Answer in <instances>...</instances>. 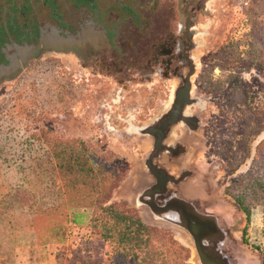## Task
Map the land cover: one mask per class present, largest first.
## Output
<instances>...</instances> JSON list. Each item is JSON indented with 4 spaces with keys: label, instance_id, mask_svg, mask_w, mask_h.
<instances>
[{
    "label": "rangeland",
    "instance_id": "obj_1",
    "mask_svg": "<svg viewBox=\"0 0 264 264\" xmlns=\"http://www.w3.org/2000/svg\"><path fill=\"white\" fill-rule=\"evenodd\" d=\"M94 1L100 8L111 0ZM133 1L149 7L150 0ZM174 1L159 0L173 6ZM192 1L190 68L183 64L180 75L157 69L148 76L142 64L139 70L132 65L136 53L129 21H113L111 26L116 32L125 30L123 47L115 37L111 46L94 53L91 47L102 46L86 43L82 23L88 14L55 3L59 14L65 18L70 12L74 23L83 27L80 36H68L60 47L48 46L11 77L0 79V264H103L107 244L92 239L83 245L84 230H71L60 244L56 234H50L58 223L57 206L68 194L88 201L107 196L147 227L167 231L187 250L188 263L199 264L187 233L168 217L156 216L140 196L154 179L144 166L152 138L138 130L152 126L166 112L187 75L191 104L184 115L189 123L172 126L164 150L152 159L179 181L168 183L153 202L162 205L176 199L210 216L222 235L219 251L231 264H260L254 248L264 253V198L250 210V217L257 216L251 227L227 201L240 200L248 208L250 158L264 137L263 132L248 145V91L256 93L264 78L258 65L248 63V36L264 37V0ZM37 9L45 15L43 8ZM42 21L39 25L46 32L51 24ZM78 39L76 56L67 50ZM6 73L0 69V76ZM75 153L91 168L97 165L99 192L83 186L65 192L57 167L69 157L73 161ZM118 168L121 176L106 190L109 172ZM53 204L48 213L41 211Z\"/></svg>",
    "mask_w": 264,
    "mask_h": 264
},
{
    "label": "flooded vegetation",
    "instance_id": "obj_2",
    "mask_svg": "<svg viewBox=\"0 0 264 264\" xmlns=\"http://www.w3.org/2000/svg\"><path fill=\"white\" fill-rule=\"evenodd\" d=\"M56 2L59 7L66 9L69 4L72 10H83L88 14L82 23L88 36L86 43L91 46H102L97 50L91 47L94 53H100L107 45L111 46L115 37L120 38V47H123L125 30L122 29L121 32L120 29L116 32L111 26L115 22L129 21L128 31L131 33L129 35L133 37L131 47L136 53V58L132 62L134 70H139L142 64L143 69L141 70H146L147 76L148 74L154 75L157 69L159 72L171 71L180 75L183 64L190 68L188 67L190 60L188 54L191 49V40L194 37L190 16L192 13L189 10L193 4L192 0H177L174 1V6L172 2L160 3L159 0H150L149 7H144V4L142 7L138 6L133 0H111L100 8H97L94 0H64V2L62 0H0V69L7 70V73L0 76V79L4 78L3 76L11 77L29 59L37 57L48 46L60 47V41L68 36L69 38L80 36L83 27L74 23L70 12H65V18L59 14ZM37 8H43L45 15L38 13ZM172 11L175 12L174 16L176 14L175 18L171 15ZM43 19L51 24L46 32L39 25ZM65 19H68L69 23H66ZM70 23L74 26L70 27ZM170 23H173L174 27ZM45 42L47 43L44 44ZM74 42L70 43L67 51L77 56V42L81 43V40ZM35 43H40L38 44L40 47L33 45ZM183 79L184 77L181 78V84L173 92V96L182 87ZM172 102L166 112L155 120L152 127L158 128L159 123L166 119ZM188 106H185L181 113L183 122L187 124L189 123L188 115H184V112ZM172 126L164 134V139L168 136ZM151 155H154V150ZM152 164L154 165L153 162Z\"/></svg>",
    "mask_w": 264,
    "mask_h": 264
},
{
    "label": "trees",
    "instance_id": "obj_3",
    "mask_svg": "<svg viewBox=\"0 0 264 264\" xmlns=\"http://www.w3.org/2000/svg\"><path fill=\"white\" fill-rule=\"evenodd\" d=\"M260 54L264 55V37L248 36V63L254 62L258 65L262 71L260 75L264 77V57L260 59ZM263 132L264 78L262 87L256 93L248 91V145ZM71 157L73 161L69 157L67 164H60L57 167L58 175L65 181V192H77V188L81 186L91 193L96 192L101 186V182L97 180V165L95 169L91 168L87 159L77 156L76 153ZM120 170L118 168L109 172L106 190L113 189L114 181L121 176L118 175ZM262 198H264V137L256 142L250 158L248 208L240 200L232 199L227 202L243 213L247 224L250 222V210ZM55 207L56 204H53L50 208H43L41 211L48 213L47 211ZM57 208H59L58 223L57 226L53 225L49 232L56 234L58 244L71 236V230L82 229L85 231L83 245L92 239L107 244L108 250L104 252L103 264H189L187 250L167 231L147 227L140 222L134 212L120 204L109 202L107 196L88 201L77 194H68L66 200ZM254 250L260 256V264H264V253L258 248Z\"/></svg>",
    "mask_w": 264,
    "mask_h": 264
},
{
    "label": "water",
    "instance_id": "obj_4",
    "mask_svg": "<svg viewBox=\"0 0 264 264\" xmlns=\"http://www.w3.org/2000/svg\"><path fill=\"white\" fill-rule=\"evenodd\" d=\"M189 77L190 75L184 77L182 87L174 93L171 110L167 113L166 119L159 123V127L149 126L138 130L141 134L152 137V150L155 152L154 155L148 156L144 162V166L154 179V183L141 192L140 196L145 201L143 204L156 216L168 217L167 219L171 224L187 233L199 264H231L219 251L222 235L210 216L198 214L188 205L176 199L166 201L162 205H156L153 202L155 196L164 192L168 183H178L179 181L166 174L163 168L153 165L152 158L163 151L161 142L168 128L184 120L181 116L182 110L191 104Z\"/></svg>",
    "mask_w": 264,
    "mask_h": 264
},
{
    "label": "crops",
    "instance_id": "obj_5",
    "mask_svg": "<svg viewBox=\"0 0 264 264\" xmlns=\"http://www.w3.org/2000/svg\"><path fill=\"white\" fill-rule=\"evenodd\" d=\"M257 218V216H252V217H250V223H249V225H250V227L253 225V222H255V219ZM253 219V222H251V220ZM255 224H257V222H255ZM262 227H263V229H264V224H262Z\"/></svg>",
    "mask_w": 264,
    "mask_h": 264
},
{
    "label": "bare ground",
    "instance_id": "obj_6",
    "mask_svg": "<svg viewBox=\"0 0 264 264\" xmlns=\"http://www.w3.org/2000/svg\"><path fill=\"white\" fill-rule=\"evenodd\" d=\"M200 213V212H199Z\"/></svg>",
    "mask_w": 264,
    "mask_h": 264
}]
</instances>
